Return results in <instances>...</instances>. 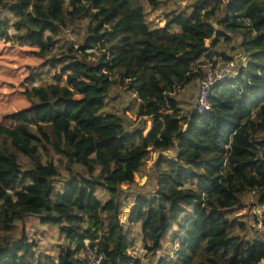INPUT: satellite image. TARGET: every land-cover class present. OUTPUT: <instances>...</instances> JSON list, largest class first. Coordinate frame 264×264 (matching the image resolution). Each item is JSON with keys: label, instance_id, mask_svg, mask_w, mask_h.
Returning <instances> with one entry per match:
<instances>
[{"label": "trees", "instance_id": "16d2710c", "mask_svg": "<svg viewBox=\"0 0 264 264\" xmlns=\"http://www.w3.org/2000/svg\"><path fill=\"white\" fill-rule=\"evenodd\" d=\"M163 2L0 0V38L42 59L21 90L28 104L0 119V264H88L85 245L106 264H139L136 240L155 255L165 237L177 244L162 264L264 257V239L230 215L253 190L264 226V0H193L159 24L147 6ZM219 59L236 74L213 83L209 109L184 110L176 91ZM114 85L138 122L106 105ZM151 151L150 195L126 189ZM26 215L58 227L55 251L18 230Z\"/></svg>", "mask_w": 264, "mask_h": 264}, {"label": "rangeland", "instance_id": "374dc122", "mask_svg": "<svg viewBox=\"0 0 264 264\" xmlns=\"http://www.w3.org/2000/svg\"><path fill=\"white\" fill-rule=\"evenodd\" d=\"M191 1L193 0H164L156 10H151L149 6V17L156 23L162 24L164 19L162 17V11L173 8H187L190 6ZM82 30L80 31V34ZM207 45H209V41L207 40ZM217 49L221 50L224 48V42L220 41L217 46ZM32 47L29 45H18L15 42L6 41L0 38V119L2 116L10 111L22 108L28 104V100L21 92L23 88V84L26 83V76L28 75L32 66H36L41 62V58L36 56L32 52ZM40 67L45 68L46 65H41ZM54 69L49 72L42 73V79H51L52 73ZM38 80L35 81V83ZM196 83L193 81L192 83L187 84L182 89H178L176 91V97L179 100V104L183 109L189 108L192 106L194 98H195V88ZM124 88L122 86L114 85L111 92L107 96L106 105L108 107H113L121 112L127 120L131 123H136L139 119L136 118L134 112L130 108H124L128 105L129 97L124 96ZM193 94V95H192ZM38 130L43 134L44 137H47L45 132L38 126ZM146 131V130H145ZM170 152V151H167ZM156 152L152 155V151L149 153L146 161L142 165L141 169L135 174L136 181L140 180V183L143 182L146 178H148L144 183L139 184L131 183V184H123L126 189H130L133 192H141L146 195H150L149 187L152 185V161L154 159ZM75 168L77 170L83 171V167L76 165ZM144 175L143 177H141ZM65 175H60L55 179V184H60L64 181ZM141 177V178H140ZM147 183H150L149 186H146ZM100 196L105 195V191L101 188H97L96 191ZM134 199L133 194H129L125 199V204L122 209V221L127 220L129 217V210L131 207V202ZM261 206L255 202L254 191L251 190L247 194L244 195L242 202L240 205L235 207L230 215H235L236 217L243 219L246 227L244 232L247 235H258L262 239H264V226L262 223V212ZM261 213V214H260ZM18 230L20 227H24L29 237H32L36 240L35 250L37 253H41L43 251H55L57 244L62 241V235L55 225H47L42 224L38 221V218L34 215L25 216L23 221H18ZM138 226L135 227L134 234L137 235ZM240 232H243L240 230ZM20 231L17 232L16 236H20ZM87 242V240H86ZM176 242H169V238L165 237L163 239V248L156 252L155 255L145 254V249L142 245L140 239H137L135 244H133L129 251L139 258V264H162L161 256L164 258H171L174 247L176 246ZM79 253H81L79 251ZM258 264H264V257L259 261Z\"/></svg>", "mask_w": 264, "mask_h": 264}, {"label": "built area", "instance_id": "2783aa9c", "mask_svg": "<svg viewBox=\"0 0 264 264\" xmlns=\"http://www.w3.org/2000/svg\"><path fill=\"white\" fill-rule=\"evenodd\" d=\"M199 62L198 66L204 72L200 78L196 80L195 98L193 106L197 111L204 112L211 107L209 94L213 83L223 77L234 76L237 72L234 61L217 60L209 63ZM80 254L86 258L88 264H106L104 262L105 253L103 250L90 245H85Z\"/></svg>", "mask_w": 264, "mask_h": 264}, {"label": "crops", "instance_id": "0c3cea01", "mask_svg": "<svg viewBox=\"0 0 264 264\" xmlns=\"http://www.w3.org/2000/svg\"><path fill=\"white\" fill-rule=\"evenodd\" d=\"M192 95H193V94H192ZM154 152H155V151H152V155H154ZM143 176H144V175H142L141 177H143ZM141 177H140V178H141ZM147 179H148V178H146V179H145L143 182H141V183H140V180H141V179H139V180H137V182H138L139 184H142V183H144ZM152 182H154V181L152 180ZM149 185H150V183H147V184H146V186H149Z\"/></svg>", "mask_w": 264, "mask_h": 264}]
</instances>
